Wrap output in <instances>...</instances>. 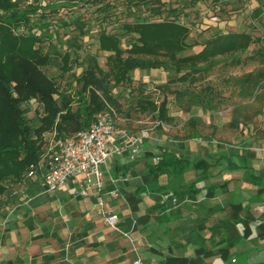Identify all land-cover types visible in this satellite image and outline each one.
<instances>
[{
	"label": "crops",
	"instance_id": "obj_1",
	"mask_svg": "<svg viewBox=\"0 0 264 264\" xmlns=\"http://www.w3.org/2000/svg\"><path fill=\"white\" fill-rule=\"evenodd\" d=\"M258 141L264 146V136ZM228 146L158 133L134 159H107L106 205L132 241L72 183L54 192L38 179L10 184L0 197V264H131L136 252L145 264L264 263V151ZM162 152L190 164L153 178L149 164ZM199 160L207 163L194 167Z\"/></svg>",
	"mask_w": 264,
	"mask_h": 264
},
{
	"label": "trees",
	"instance_id": "obj_2",
	"mask_svg": "<svg viewBox=\"0 0 264 264\" xmlns=\"http://www.w3.org/2000/svg\"><path fill=\"white\" fill-rule=\"evenodd\" d=\"M86 1L93 4V20L102 25L92 39L97 49L106 53L104 67L93 55L78 61L77 50L83 48L81 40L88 35V22L75 20L78 34L61 42L68 51H52L57 52L53 57L52 52L41 51L39 43L51 39L44 10H54L55 5L48 2L21 9L11 0H0V197L10 184L26 179L27 166L36 163L44 153L46 133L56 132V138L74 134L87 128L101 111H108L113 118L121 109L113 90L118 85L130 84L133 71L161 68L174 76L171 81L194 83L219 58L230 57L231 64L240 62V54L256 40L249 32L221 29H214L201 41L191 37L192 26L199 22L197 10L191 8L200 0H175L176 6L172 1L162 0ZM221 2L211 0L212 8L224 11ZM263 6L264 1L259 0L254 16ZM38 9L43 10L38 12ZM191 10L194 18L188 23L186 18ZM34 28L39 30L38 34ZM196 45L201 49L193 52ZM57 57L63 71L72 68L70 60L73 65L84 64L75 79L78 85L73 95L62 90L47 71ZM207 91L211 89L204 87L196 93L177 90L176 96L188 95L191 105L211 109ZM29 99H34L40 108L33 123L24 115L23 103ZM138 102L142 111L150 109L160 121L166 120V98L158 105L146 98ZM191 135L195 137L198 133L193 131ZM158 157L157 163L149 164L153 178L165 169L179 172L190 164L189 160L171 152H162ZM200 162L207 163L199 160L193 163L194 167ZM191 187L186 189L196 192Z\"/></svg>",
	"mask_w": 264,
	"mask_h": 264
},
{
	"label": "rangeland",
	"instance_id": "obj_3",
	"mask_svg": "<svg viewBox=\"0 0 264 264\" xmlns=\"http://www.w3.org/2000/svg\"><path fill=\"white\" fill-rule=\"evenodd\" d=\"M11 1L21 9L37 5L43 6L48 2L55 5L54 10L50 8L44 10L48 15L51 39L39 43L40 50L43 52L63 53L68 51L65 44L63 45L61 42L73 34H78L74 21L79 19L88 22V35L81 40L83 48L77 50L78 61L81 62L88 55H93L101 67L105 66L106 53L99 51L95 40L92 39L102 28V25L98 26L93 20V4L86 0ZM162 1H172L173 6L178 5L175 0ZM220 4L224 11L214 10L211 0L195 2L191 9L197 10L199 22L192 26L190 36L201 41L214 29L251 33L256 40L240 54V62L231 64L230 57L219 58L214 67L201 75L202 77L200 76L201 78L194 83L171 81L170 78L174 76L161 68L133 71L130 84L118 85L113 90L121 103L120 111L115 113L112 118L116 125L134 134L146 130L151 137L162 133L168 138L177 137L185 140L192 138L191 133L196 131L198 136L195 137L203 141L208 138L216 139L227 142L230 148L245 147L259 152L264 151V146L258 141L264 136V6L262 11L254 16V8L258 6L259 0H222ZM120 7L122 8L123 5ZM189 9L187 8V10ZM41 10L43 9L36 11ZM193 10L186 18L188 23L194 18ZM211 15H216L218 20L214 23L210 22ZM35 18L32 16V20ZM32 30L36 34L39 33L36 28ZM200 49L201 46L196 45L192 51L197 52ZM57 52H52V56L55 57ZM70 55L72 56V52ZM59 58L52 60L47 71L56 79L62 90L73 95L78 85L75 79L80 75L84 64L78 62L73 65L70 60L69 64L72 65V68L63 71ZM204 87L211 89V91H207L208 96L205 95L211 109L191 105L188 103V95L176 96L177 90L185 89L190 93H196ZM142 98L149 99L156 105L166 98L168 107L166 120L160 121L150 109L142 111L138 102ZM23 108L25 117L33 123L34 116L40 112L38 104L34 99H29L23 103ZM211 118L223 122L218 125L213 124ZM192 119L195 120L192 121ZM245 133L249 135L247 141L242 140ZM55 134L56 132L46 133L45 141H50Z\"/></svg>",
	"mask_w": 264,
	"mask_h": 264
},
{
	"label": "built area",
	"instance_id": "obj_4",
	"mask_svg": "<svg viewBox=\"0 0 264 264\" xmlns=\"http://www.w3.org/2000/svg\"><path fill=\"white\" fill-rule=\"evenodd\" d=\"M217 20L216 15H211L210 22ZM151 138L146 130L134 134L116 125L108 111H101L87 128L62 138L52 136L43 155L36 163L27 166L24 176L29 180L38 179L40 186L48 192L72 183L73 191L78 195L93 193L103 223L132 241L128 233L118 227V214L106 205L102 166L107 159L123 154L134 159L141 150L142 142ZM155 161L158 162L159 157L156 156ZM131 264L145 263L136 252Z\"/></svg>",
	"mask_w": 264,
	"mask_h": 264
}]
</instances>
